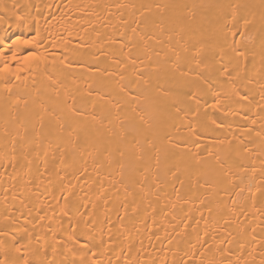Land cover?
<instances>
[{"label":"bare ground","instance_id":"bare-ground-1","mask_svg":"<svg viewBox=\"0 0 264 264\" xmlns=\"http://www.w3.org/2000/svg\"><path fill=\"white\" fill-rule=\"evenodd\" d=\"M166 2L168 0H0V16L7 17L0 22V44L8 47L21 36L35 39L36 46L33 52L46 57L48 73L56 76L58 80V83L54 82L51 76L44 72L45 64L40 65L39 72L31 69L21 72L19 80L14 76L9 77L11 85H5L0 80V229H5V225H8L6 229L8 235L0 236V241L7 240L10 245L15 244L17 247L25 245L32 249L37 247L42 249L46 243L52 242L48 220L41 226L37 217L46 215L51 218L54 210L57 219L50 226L57 230L59 219L67 220V217H60V205L63 201H60V205L56 203L61 195L59 191L61 181L55 175L59 171L61 176L66 175L63 183H70L73 186L75 199L72 201L74 207L71 211L74 212L75 207H79L81 212H93L92 205H95L94 219L97 231L94 235L99 237L100 229L105 233L104 255L108 259H104L103 264H109V259L112 264H125L129 256L133 260L139 258V264H221V262L229 264V261L231 264H262L264 211L261 209H264V198L259 197L256 188L260 185L258 179L260 169L264 168V62L260 55L258 8L250 9L248 12L241 10L236 17L240 25H243L245 16L252 21L249 25V32L253 37L251 42L242 45L239 36H228L222 62L236 65L232 69L233 81L231 84L208 85L216 91L222 88L227 94L225 107L228 111L212 109L210 107L213 103L212 95H203L201 98L202 113L206 110L211 117L222 121L225 126L214 131L210 128L205 130L202 123L199 147H193L191 151H198L206 159L209 151L219 153L225 159L226 165L231 166V177H224L227 183L221 184L219 188L208 187L207 184L198 186L197 177H200L201 184L205 177L195 169L191 173L180 175V180L184 182L181 187L179 180H174L172 176L166 174L167 167L163 159L158 169L154 159L155 153L151 151L145 152L143 160L135 161L137 165L135 186L129 184L127 178L124 184H121L120 169L116 166V161H119L120 157L115 149L121 144L124 131L119 119L116 118L115 109L111 108L107 100L110 94L115 100H121L123 103L122 94L118 93L117 86L112 84L107 87L104 100H99L95 96V89L92 97L84 95L87 83H94L91 76L97 65L102 68L108 67L113 72L118 71L112 59L113 57L117 60L124 59L119 51L121 42L134 43L136 47L133 56L138 58L136 65H128L123 83L136 81L139 73L133 69L142 68L146 70L143 73L144 79L150 80L152 89H155L157 81L155 75L151 74L149 65L155 64L157 60H163L165 53L174 59L172 53L168 52L169 43L173 47H180L181 44L177 43L180 41L183 45L191 47L201 41L202 31L207 33L209 29H213L217 33L226 34V30L234 26L230 11L225 10L226 21L221 20L217 23L213 13L206 9H197L195 17L178 12L170 24L166 23L165 30L172 35L170 42L168 35L161 36L151 27L146 30L142 23L138 32L133 33L132 29L143 19L140 9L142 3ZM180 2L207 4L215 0ZM222 2L233 5L259 4V0ZM131 5L136 7L133 8ZM155 13L156 10L153 8L151 15ZM140 33H144V36ZM147 36L153 38L146 39ZM156 36H160L164 41L163 45L157 43ZM6 37L9 39L5 40ZM110 40H115L116 43H109ZM64 41L68 43L65 44ZM233 41L241 51L246 52L245 57H233L231 52ZM53 44L56 45L55 48ZM78 44L81 45L79 48L81 53H91L97 60L94 61L89 55L77 56L69 53L73 61L72 69H64L61 72L59 65L51 64L53 59H61L65 48H74ZM3 51V48H0V52ZM124 52H127V47L124 48ZM156 53H160V56ZM28 54L27 51L21 52V55ZM9 56L11 52L4 53V59H0V67ZM77 61H83L88 66V71L76 63ZM9 63L13 68L20 66L11 61ZM191 66L195 67L194 64ZM110 79L117 80L118 76ZM219 79L223 80V77ZM138 83L143 86L142 82ZM8 87H11V92L6 90ZM132 87L134 88L135 84ZM234 88L247 99L240 100L233 96ZM146 95L151 97L154 92L150 91ZM68 97H75L77 109L88 114L86 117H79L84 121L80 127L87 128L93 134L99 129L105 143L97 154L93 144L86 143L84 133L81 132V139L75 152L69 148L64 157L66 163L61 165L62 154L57 144L64 143L67 147L68 136L65 131L64 142L56 139L61 135L57 130V122L68 120L67 110H60L65 101L71 104ZM40 102L46 104L56 115H45L40 112ZM131 107L135 105L121 108L120 119L133 120L135 113L130 110ZM141 107H144L143 103ZM169 111L171 115H165L164 121L170 128L174 126L180 129L179 133L173 129V136L183 138L175 141L177 147L170 149V152L183 154L188 150L184 142L190 139L187 122L192 117L181 119L183 113L177 117L174 108H170ZM36 113L43 116L44 129H41L34 119H30ZM91 115H95L97 120H91ZM100 119H104L103 127H100ZM5 127L10 130L8 138L3 135ZM127 127L126 123L123 128ZM109 129H114L119 135H111ZM71 139L76 143L74 136ZM137 139L142 140V137ZM225 139L232 142L231 147L228 144L215 143ZM124 142L131 146L132 136L129 135ZM157 147L165 145L158 143ZM108 152H111V157ZM128 154L140 155L131 147ZM25 157L33 162L27 163ZM179 159L177 155L176 162H179ZM45 162L48 174L39 176L37 166L40 172H44ZM241 165L243 167H240ZM82 166L87 168V172L73 178L74 171ZM244 168H248L249 171L245 172ZM252 168L256 169L255 173L250 171ZM127 175L126 171L125 176ZM252 176L257 179L253 191L249 192L247 183ZM209 182L214 184L211 180ZM157 183L159 187L156 186ZM125 184L130 189L127 194ZM240 187H244L245 191L237 197L236 193L240 191ZM174 188L179 190V198ZM225 188L228 195H225ZM81 204L86 207H80ZM6 216L8 219H5ZM33 220H36L35 227ZM67 227L65 223L64 228ZM21 228H27L31 235L17 230ZM37 236L39 239H36ZM111 249L115 251H110ZM57 255L59 259L63 258L59 253ZM48 256L49 259L52 258L51 251Z\"/></svg>","mask_w":264,"mask_h":264},{"label":"snow or ice","instance_id":"snow-or-ice-1","mask_svg":"<svg viewBox=\"0 0 264 264\" xmlns=\"http://www.w3.org/2000/svg\"><path fill=\"white\" fill-rule=\"evenodd\" d=\"M6 7V6H5ZM119 7H128V5H119ZM135 8L136 5H131ZM153 8H155V15H151ZM258 8L259 17H260V55L261 60L264 62V0H259V4H240L235 5L229 2H222V0H215L212 3H183L180 0H168L166 3H142L140 5L142 21L136 24V27L132 29L133 33L136 34L141 27V23L144 25V28L147 30L149 27L156 29L161 36L168 35L169 42L172 40V35L170 32H166V23L170 24L175 15L178 12H184L188 15L195 17L197 9H206L213 13L215 20L219 23L221 20H227V15L225 10L232 13V18L234 26L231 29L226 30V34H220L209 29L207 33L201 32V41L192 45L191 47L183 45L182 42L178 41V44H181L180 47H173L171 43L168 44V52L172 53L170 58L166 53L164 54L163 60H157L155 64L149 65L151 69V74L156 77V87L152 89V84L150 80L144 79L143 73L145 69H133L138 71L136 76V81H129L128 84H124L123 81L126 79L125 73L127 71L128 65H136L137 57L133 56V50L136 47L134 43L125 44L121 42L120 44V55L124 57L123 60H117L115 57L112 59V63L117 66L118 71L113 72L108 67H97L94 70L91 80L94 83H87L86 90L84 95L88 97L93 96V89H95V96L99 100L105 99V91L109 85L115 84L117 86L118 93L122 94V100H115V98L109 94L107 103L111 106L112 109L116 111V118L119 119L121 128L124 131V136L122 138L121 144L116 146V154L120 157L119 161H116V166L120 169L119 175L121 177V184H124L125 179L127 178L128 183L135 186L137 181L135 180V175L137 173V165L135 161L143 160L145 158V152L151 151L155 153L154 159L159 169V165L163 159L167 167L166 174L173 177L174 180H179L181 187L183 186V180H180V175L184 173H191L194 169L197 170L201 176H204V182L201 184L200 177L196 179L198 186H204L207 184L208 187H217L219 188L221 184H226L227 180L223 179L224 177H231V166L226 165L225 159L222 158L219 153L208 152V159L204 158L198 151L192 152L191 148L199 147L198 141L201 139V127L203 123L205 130L209 128L211 130L221 129L225 125L222 121L213 118L205 110L201 111V98L203 95H212L213 103L210 107L216 111H225L228 109L225 107L227 101V94L223 92L221 88L220 91H216L208 87L211 83H220L231 84L234 79L232 69L236 67L231 62L224 64V49L227 46L228 36L231 37H240V43L246 45V43L251 42L253 37L249 32V25L252 23L251 20L244 17L243 25H240L236 21L237 14L243 10L248 12L250 9ZM253 15H255L253 13ZM7 19L5 16H0V22ZM19 19V17H18ZM37 37L39 32L36 33ZM141 36H144V33H140ZM146 39H152V36L145 37ZM9 39L8 37L5 40ZM155 39L157 43L164 44V41L160 39V36H156ZM223 41V42H221ZM65 44L68 41H64ZM109 43L115 44V40H110ZM36 46L35 39H28L17 37L8 47H5L3 44H0V48H3V52H0V59H4L5 52H11V56L5 59L4 65L0 67V80L3 81L5 85H11V80L9 77L14 76L17 80L20 79V73L26 69H31L32 71L39 72L40 65L45 64L44 72L48 73V63L46 57L43 55H37L33 52V48ZM54 48L55 44L52 45ZM81 45H77L74 48H65L63 54H61V59H53L51 64L53 66L59 65L60 71L63 72L64 69H72L73 61L69 57V53L77 56L89 55L92 56V59L95 61V57L91 53H81L79 48ZM127 47V52H124V48ZM22 51H27L28 55H21ZM233 57L241 58L246 56V52L241 51L240 47L235 44L233 41V46L231 48ZM190 54V55H189ZM157 56H160V53H156ZM219 57V58H218ZM9 61L20 65L19 67L13 68ZM142 62V61H141ZM239 60L237 59V63ZM81 67H84L85 71H88V66L83 61H77ZM195 65L193 68L191 65ZM219 65V67H217ZM216 73L217 75H213ZM51 76V79L54 82L58 83L57 77L52 76L51 73H48ZM114 76H118L117 80L110 79ZM219 77H223V80H220ZM163 81V82H161ZM142 82L143 86L141 85ZM135 84L133 88L132 85ZM202 85L204 87H202ZM8 92H11V87L6 89ZM153 91L154 95L149 97L146 93ZM233 96H237L240 100L247 99L246 96L240 95L238 89H233ZM71 99V104H68L66 101L61 111L67 110L68 120H59L57 122V130L61 133L60 136H57L58 141L64 142L65 137L63 133L67 131L68 139L66 141L67 147L64 146V143H58L57 148L61 150L62 159L60 161L61 165L66 163L67 152L69 148L75 152L78 147V143L81 139V132L84 133V138L86 143H92L94 151L99 154L100 147L105 143L103 140L99 129L96 130L95 134L91 133L87 128L80 127L84 121L80 120L79 117L87 116V113L81 112L77 109L76 104L77 100L75 97H68ZM141 103L144 104V107H141ZM27 105V101H25ZM131 107L130 110L135 113V117L132 121L126 119H120L119 112L121 108ZM40 112L45 115L55 116L56 113L49 109V107L40 102L39 104ZM95 108V105H93ZM170 108L175 109V114L177 117H180V114L183 113L184 117L191 116L192 119L187 122V131L189 133V140L184 142V146L188 149L183 154H172L170 149L177 147L176 140L183 139L182 137H176L172 135V130L179 133L180 129L175 128L174 126L169 127V125L164 121L163 117L165 115L170 116ZM108 117H111V111L108 113ZM19 117H17L18 119ZM91 120H97L95 115H91ZM34 119L41 129L45 128L43 116L40 113L34 114L30 117ZM100 127L104 125V119L99 121ZM128 124L127 129H124L123 126ZM27 131V129H25ZM111 135H119L115 132L114 129H109ZM3 135L5 138L10 136V130L8 127H5L3 130ZM34 135H37L34 133ZM43 135V133H40ZM132 136V144L129 146L124 141L127 140V137ZM75 137L76 143H73L72 137ZM137 137H142L137 139ZM165 145V147H157V144ZM215 143L219 144H228L231 147V141L218 140ZM51 147V145H49ZM129 147L135 149L140 153L139 156H133L128 154ZM14 151V146H13ZM107 151V149H106ZM91 155V153H89ZM109 157H111V152H108ZM177 155L180 157L179 162H176ZM187 157V159H185ZM27 160V157H25ZM33 161L27 160V163L31 164ZM171 162V163H170ZM240 167H243L242 165ZM127 171L128 175L125 176ZM245 172H248V168H244ZM255 173L256 169H250ZM87 168L81 167L79 170L74 171L73 178H77L80 174L86 173ZM37 173L39 176L48 174L47 162H45L44 172H40L39 167L37 166ZM57 179L61 181L60 184V197L56 201L60 205V201H63V204L60 205V217H67V220L59 219V225L57 230L52 228L50 225L56 221L55 211L53 210V216L51 218L45 216H39L37 219L40 221L41 226H44V221L48 220L49 227L48 230L51 232V243H46L44 246L37 247L32 249L31 247L21 245L17 247L15 244L10 245L7 240L0 241V264H103L105 257V241L103 239L105 233L103 229H100L99 237L94 235L97 231L95 227L94 219V209L95 205H92L93 212H81L79 207H75V211H71L74 207L72 201L75 199V193L73 192V186L68 183L65 184L63 181L66 179L65 176H61L60 172L55 173ZM144 179H147V176H144ZM257 177L252 176L249 178L247 183V190L249 192L253 191V185ZM260 185L256 188V191L259 193L260 198H264V168L260 169ZM213 181L210 183L209 181ZM51 183V181H49ZM243 183V178H242ZM125 186L126 194L130 191L127 184ZM159 187V184L156 185ZM141 191H143V184L140 185ZM174 191L179 198V190L174 188ZM245 188L240 187V191L236 193V196L239 197L240 193L244 192ZM225 195H228L227 188L224 189ZM14 198V197H13ZM38 198V197H37ZM55 199V197H54ZM251 200L252 197H249ZM23 203V202H22ZM235 203V201H233ZM253 206L255 207V201L253 200ZM80 207H86V205L81 204ZM174 207V205H173ZM126 210V206H125ZM264 211V209H261ZM7 211V209H5ZM211 212V208H209ZM5 219H8L6 216ZM27 223V221H25ZM33 227L36 226V220L32 221ZM67 223L68 227L65 229L64 224ZM8 225H5V229H0V236H7ZM18 231H24L27 235H31L27 228L17 229ZM111 232V228H109ZM36 239H39L37 236ZM97 240L99 243L97 244ZM51 251L52 258L49 259L48 253ZM110 251H115L111 249ZM63 257L62 259L58 258V254ZM190 255V254H189ZM109 264H112L111 259H109ZM125 264H139V258L133 260L131 256L126 258ZM222 264V262H221ZM231 264V261H229ZM262 264H264V258H262Z\"/></svg>","mask_w":264,"mask_h":264}]
</instances>
